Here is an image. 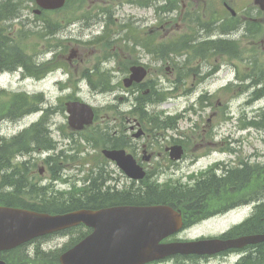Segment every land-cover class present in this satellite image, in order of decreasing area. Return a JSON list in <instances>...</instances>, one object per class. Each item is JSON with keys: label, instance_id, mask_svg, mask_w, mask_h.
Here are the masks:
<instances>
[{"label": "flooded vegetation", "instance_id": "af4514ba", "mask_svg": "<svg viewBox=\"0 0 264 264\" xmlns=\"http://www.w3.org/2000/svg\"><path fill=\"white\" fill-rule=\"evenodd\" d=\"M118 0L104 4L103 6L110 11H132L135 8H139L143 11H149L153 9V5L156 7L155 18L149 20V16L146 19H134L129 17L130 25L133 23L141 24L145 23L143 36L135 35V31L131 29L133 37L129 39L127 36L122 37L124 41L130 42L132 46V52L124 54L120 52L121 57H116L115 73L118 76L117 86L124 88L125 82L131 75V70L140 68L145 72L146 78L141 83H131L128 89L124 88V91L136 92V90L148 89L150 81L148 76L152 74L150 67H165L169 64L170 53L168 51L169 40L172 36L167 38L170 33L168 26L169 20V0ZM187 2L185 4L184 2ZM191 1L197 0H183L182 10L180 11V17L187 15L191 17L192 12L195 9L191 8ZM196 5H198L196 3ZM93 7V6H89ZM98 7V5H96ZM223 14L215 16L210 21L211 35L210 39L198 43L205 42L203 49H200L195 55L200 57L195 62L196 68L192 69L193 80L189 85L188 90L198 89L204 82L215 81L220 82L222 77H229L225 83H220L212 93H204L198 98V109L195 111L196 119L194 121V133L184 132L176 140L172 138L168 142H165L164 135L160 133H152L147 130L143 121H138L137 118L131 116V118L125 117V121L129 124V131L131 133V142H121V135L113 127L112 132H107L106 137L98 131L90 136L87 140L89 144L87 163L89 165L88 172L91 173L96 169L97 172V188L94 189V182H91V186L88 187L87 194L82 197V208L91 211H98L111 206H120V201L116 198H107L105 195L104 185L101 180L104 178L105 172L109 171L111 176H116V173L110 170H116V164L108 161L102 154L103 149L108 150H120L126 151L127 155H130L134 163L139 166L145 172V180L147 184L153 181L160 174L169 176L170 179L165 180L167 187L187 188L182 186L181 177L185 171L196 172L188 180L198 181L194 186L197 190L193 194L186 195L173 190H167L165 196L159 195L153 198L148 194L145 196H135L136 199H140L134 202L137 206H148V203L168 205L173 210L177 211L181 215V230L180 232L168 239L165 243L173 242H187L192 240H185L183 236L188 235L192 230L208 221L227 219L229 217H235L242 214L240 219L232 221L226 228L216 229L211 232L221 240L234 239L243 235L258 234L259 228L256 224L248 226L249 222L255 217H262L263 214H258V203L264 202V156L258 151H253L248 156L242 154V150L236 147L240 141V137L243 136V129L238 128V132L235 134L231 132L230 135H225V132H221L222 122H227L229 119L226 117L229 103L241 99H248L244 104L248 105L250 102L259 98L261 92L264 90V64L262 66L257 65L255 61L254 53L258 50L264 54V0H260L259 4H255L254 0H228L222 4ZM136 8V9H137ZM227 8H230L228 10ZM228 10V11H227ZM31 13L36 16H42V12H38L36 8L31 9ZM192 14V15H191ZM126 15L129 16L126 12ZM126 16V17H127ZM120 23L126 32L129 24L123 19L117 21ZM10 21L4 20L1 22L2 28L0 33L8 31V25ZM19 31L21 34V10L19 18ZM40 21L31 20L28 21L30 28L34 30H40ZM137 28L136 25H134ZM257 27V30L262 34V38L259 41L248 40L247 32ZM130 28V26H129ZM31 30V29H30ZM118 32V31H117ZM152 44L162 45L161 53L156 52L154 55L151 49L148 47L145 38L139 41V37L153 36ZM95 36L92 40L97 39ZM202 38V37H201ZM44 47V45H42ZM210 46V47H209ZM76 46L72 48L69 53L65 51H58L56 48L45 49L47 55L43 56L41 53L39 56L47 61L50 59H63L69 66H74V59L76 55ZM206 47V48H205ZM209 51H205V49ZM34 59V58H32ZM85 59V58H84ZM84 59L79 61L77 55V65L74 66L73 73L78 76L80 71L82 75L87 74V71L91 68L96 70L100 65L97 60V64H92L89 67H83L79 70V66L85 64ZM106 61L107 58L105 59ZM79 61V62H78ZM85 61H89L85 59ZM187 61V60H186ZM90 62V61H89ZM73 63V65H72ZM182 69H187L188 64L182 63ZM181 65V66H182ZM259 71L256 78L255 72ZM2 69H0L1 71ZM165 70V71H166ZM150 71L152 73H150ZM180 72V67H179ZM96 77L95 75H92ZM101 78V77H100ZM94 81L91 78L86 80L87 87H91L92 90H99L105 84V80ZM224 82V81H223ZM18 83L21 87V48L18 52ZM152 85V84H151ZM178 88L183 87L182 83L177 84ZM230 90L236 91L234 96H228L224 98V94ZM251 90V91H249ZM220 108V110H218ZM246 115L241 117L243 121ZM95 122L96 126L100 123L103 124L106 117H99V111L95 110ZM116 117L113 119L115 122ZM218 120V121H215ZM254 120V119H253ZM93 124V125H94ZM144 124V127L142 126ZM94 126V127H95ZM100 126V125H99ZM98 126V127H99ZM86 131H89L87 128ZM234 134V136H233ZM236 134H239L237 136ZM158 137L162 138V143H157ZM237 137V139H236ZM21 138V133H20ZM42 139V138H41ZM38 140V139H37ZM39 141V140H38ZM39 143L42 147H47L48 142L44 139ZM154 144H158L159 147H153ZM194 143V147L191 144ZM234 144L235 146L231 145ZM122 145L125 147L122 148ZM179 145V150H174L171 146ZM100 146L105 147L103 149ZM99 150H97V148ZM254 159V161H252ZM31 166H27L30 168ZM53 166L49 168H40L39 175L42 178L47 179L52 177L49 170H52ZM198 173V175H197ZM27 176H36L34 169H29ZM118 176H120L118 174ZM171 178L177 179L173 184H167L171 181ZM187 182V181H186ZM140 185L144 184L143 181L139 182ZM135 184V183H133ZM103 186V187H102ZM213 191L216 192L214 196ZM103 193V194H102ZM116 195V194H114ZM213 195V196H212ZM115 200L114 202L112 201ZM119 198L118 200H120ZM138 203V204H137ZM147 203V204H146ZM258 204V205H257ZM58 207L60 204L57 203ZM68 209L71 210L72 203L67 204ZM250 205V210H240V206ZM62 209L56 208L54 211ZM61 212V211H59ZM231 217V218H232ZM252 218V219H251ZM248 223V224H247ZM81 231H86L87 235L90 234V229L85 226L78 227ZM75 229V230H77ZM21 250V249H20ZM20 258L18 260L21 264V252H19ZM264 257V246L246 247L242 250H228L219 254L208 255H187V256H173L160 261H155L150 264H204L206 262L211 263L216 260L220 264H238L244 258L255 257L259 255ZM2 257V255H0ZM2 261V260H0ZM5 262V260H4ZM10 263V262H8ZM18 264V263H17Z\"/></svg>", "mask_w": 264, "mask_h": 264}, {"label": "rangeland", "instance_id": "374dc122", "mask_svg": "<svg viewBox=\"0 0 264 264\" xmlns=\"http://www.w3.org/2000/svg\"><path fill=\"white\" fill-rule=\"evenodd\" d=\"M4 0H0V3H3ZM115 1V3L118 2V0H111ZM182 1L183 0H169V7H170V12H169V20H170V25L168 28L170 29V33L167 35V38L169 36H172L176 39L180 36H189L188 41L191 42H199V41H204V40H209L210 35H211V30L212 28L209 25V22L207 21L208 17H211L214 15L215 11L220 10L222 12V2L228 0H204L205 3V18L201 17L200 19H197L195 21L186 23V19L184 17H180V8L182 6ZM103 0H81V1H69L68 5L56 12L52 13H46L43 15V17L39 18V21L41 23V26L45 27L47 31L42 32V30H34L33 28H30L28 25V21L31 20H38V16L35 14L33 15L30 12H27L26 6L23 5L21 2V5L25 9L22 11V16H21V34L19 31V23L18 21H13L9 23L8 25L4 26L6 28L8 26V31H3L2 35L0 33V38L8 39L11 40L15 45H18L19 48H21V59L23 62H25L26 66L29 68V70L33 73L34 69L31 64H28L27 62L30 61L32 58H36L38 55H40L43 50V46H57L56 49L58 51H65V53H69V51L72 50V48L79 46L76 48V55L73 57L74 61V66L77 65V55H78V60L81 61L84 58L88 59L89 61H85V64H82L79 66V70H82L83 67H89L92 64H97L95 62L96 60L98 62H101L104 60L106 54H112L115 55V57H121L120 52H123L124 54L126 53H131L132 52V46L130 43L127 41H124L122 37L127 36L129 39L133 37V33L131 31H135V35H142L143 36V31L146 28L145 23L141 24H135L133 23L130 25V19L131 17L134 19H146L149 16V20H153L155 18V12L153 9L149 11H143L141 9H136L132 11L125 10L128 14H131L129 16L126 15V12L124 11H108L109 13H113L114 19L117 21H122L123 19L129 24L130 28L125 32H117L119 30V25L114 26L113 24L108 26L107 32L105 31L106 24L110 23L108 22V19L105 15V11L103 12H98L95 8L96 5H99L100 7L107 9L103 6ZM164 4L166 5V1L164 0ZM3 4H0V7H2ZM93 6V7H89ZM21 7V6H20ZM30 7V4H29ZM178 10V11H177ZM127 16V17H126ZM152 16V17H151ZM200 22L203 23L204 25H208L209 28L204 30H199L198 35L195 33V23ZM58 25H60V28L58 32L51 36V30H54ZM137 28H135V26ZM23 26V27H22ZM128 26V27H129ZM1 20H0V29L2 28ZM31 29V30H30ZM1 32V31H0ZM107 33L112 37V44L105 45L104 39L99 38L96 41H93L92 38L97 36L101 37L102 34ZM247 39L248 40H255L259 41L260 38H262V34L257 30L256 26H253V28L250 30V32H247ZM25 35V36H24ZM44 35H47L43 37ZM153 36H148V37H142L138 38L139 41H142L143 38L146 39L148 47L151 49V52L160 46L157 44H152V38ZM202 37V38H201ZM45 41H48L47 43ZM81 43V44H80ZM108 48L110 49L109 51H105V49ZM37 50V51H36ZM181 50V49H180ZM26 56V60L24 58ZM255 57V61L257 65L262 66L264 64V54L260 52V50L256 51L253 55ZM50 58V57H49ZM122 58V57H121ZM190 60L188 62L189 67L187 69H182L180 70L181 74V83L182 87H176L173 88L171 84H168L167 81L171 80L172 83H175L176 81V76L179 72V67L181 68L184 63L182 59L172 57L169 59V64L167 65L169 67L168 70H166V65L165 67H150L152 69V72L150 71V74L148 76L152 78V80L159 82L156 84L161 86L166 93V97H169L167 100L161 102V103H154L152 107H150L148 110L150 112V116L146 115L142 119L152 121L155 123H168L172 124L175 121H179L177 123V129L169 132H163L160 133L161 135H164L165 137V142H168L170 138L173 140H176L179 135H181L184 132H191L194 133L196 129L194 128V121L196 119L195 113L193 111L189 110V106L193 105L195 107L194 109L196 110V102L198 100V96H202L204 93L208 92L209 94L212 93V91L220 85V83H225L229 77L225 78L222 77L220 82H215V81H210L208 80L207 82H204L201 86H199L198 89H194L191 91L189 94V97H186L184 94L185 89L189 88L190 83L193 80V73L194 71L192 70L196 68L195 62L201 59L200 57L196 55H190L188 57ZM203 60V59H201ZM78 61V62H79ZM116 59L109 63L107 66H102L101 72L104 71L105 69H112L113 67L117 66L115 63ZM73 65V63H72ZM182 65V66H181ZM74 66H68V70L70 72H73ZM166 70V71H165ZM259 71H262L261 69H257L255 72L256 78L258 76ZM82 72V71H81ZM100 77H103L104 79L107 77V75H100ZM59 78L66 79V77L61 76L60 74H53L47 79L41 83V84H36L32 81H26L24 88H21V91H25L26 93L29 94H39L42 93L44 95L45 100L47 101V106L51 105L50 107H46V109H49V114L46 115L51 123L53 124L52 130H53V138L57 141H63L64 143L70 142V140H66L69 138H65L67 136L66 134L69 132L67 129V121H66V114L64 112V103L67 102L68 99L65 98H71L74 94L71 91H62L60 89V86L58 85H53L54 81L58 80ZM98 78V79H99ZM98 79L94 81H99ZM15 78H11V76H1L0 77V85L4 86H9V85H14L15 84ZM224 81V82H223ZM118 82V76L116 75L114 80H112V84L115 85ZM154 87V86H153ZM81 90L78 94H76L77 97L82 99V101L86 104L91 105L92 107L99 109L101 111L99 114L100 117L107 115L109 113L110 115L112 114V111H102V107H106L108 105H116V106H121L120 110L122 113L129 111V108L132 107L134 103V93L132 95L127 94L124 90L121 88L116 89V93L114 95L123 97V95L128 98V101L126 103H118L114 99V95H101L99 93L95 92H90L89 87L81 85ZM149 89L153 90L152 87L148 89H141L138 94L136 95L139 96L144 91H149ZM251 91V90H249ZM195 92V93H194ZM157 93V92H156ZM236 91L230 90L229 92L225 93L223 96L224 98L228 96H234ZM156 99V97H153ZM248 101V99H241V97H238L237 100H234L233 102L229 103V108L227 109L226 117L229 119L227 122H221V132H225L226 136L230 135L231 132L234 134L238 132V128H244L243 131V136L240 137V141L236 147H239L242 150V154L246 157L249 154H251L253 151H258L262 156H264V100L257 101L255 102H250L248 105H245L244 102ZM253 103H255L253 105ZM7 105L8 102L3 98V95H0V117L6 116L8 114L7 110ZM34 105L29 104V109L32 108ZM26 109L25 104L21 102V111ZM198 109V108H197ZM220 110V108H218ZM161 114L162 117L157 118L156 115ZM243 115H246L241 121V117ZM178 116H182V119H177ZM40 115H29L27 117H24L21 119V121L18 122H7V124H2L1 126V135H3L5 138H10L18 133L24 132L26 129L29 128L30 124L38 120ZM168 117L169 119L166 120L165 118ZM254 119V123L258 124L256 127H250V123ZM218 121V120H215ZM145 124V127L147 128V123L143 122ZM144 124L142 125L144 127ZM57 125H60L57 128ZM103 125V124H102ZM113 126V122L109 123V127ZM122 126H125L124 130L121 128ZM121 127H118L119 133H124V131H129V124L125 123ZM97 129H99L96 126ZM122 130V131H121ZM148 130V128H147ZM58 133H57V132ZM149 131V130H148ZM177 131V132H176ZM233 134V136H234ZM239 136V134H236ZM37 137H44L43 134L37 133ZM127 141L131 142V133L127 132ZM157 143H162V138L158 137ZM63 139V140H62ZM237 139V137H236ZM76 144H72V148L68 147L67 145V152L66 156L71 157L72 150L71 149H88L89 145L86 144V140H79L75 139ZM41 141H39L40 143ZM126 142L124 140L122 143ZM156 141H153V147H159L158 144H154ZM233 146H235L233 144ZM125 147L122 145V148ZM191 147H194V143L191 144ZM60 148L57 149V151ZM70 149V150H68ZM56 152L52 151L50 154H54ZM48 154L45 155H39L35 154L34 156H31L29 160H25L26 162L33 163V165L37 166H42L41 163H43V159L48 158ZM83 159V157H80ZM21 158L20 160H22ZM18 160L16 162L21 163V161ZM69 159L67 158V162ZM254 161V159H252ZM24 162V161H23ZM72 160L70 163L71 164ZM67 164V165H68ZM15 165V164H14ZM69 171L68 173L71 175L72 172V167L68 165ZM187 173H183L181 179V184L182 186L188 188H195L194 186L198 181H190L188 178L192 177V175L196 174V172H191V171H185ZM118 171H116V174ZM74 174V170H73ZM198 175V173H197ZM124 179L122 176L120 177ZM38 177H36L34 180H37ZM170 179L169 176L165 175V177H161L158 180V185H154V187L148 188L147 192L149 196H152L153 198H156L155 196L162 195L165 196L167 194V190H175V187H167L166 186V181ZM172 182L177 181V179L171 178ZM187 181V182H186ZM119 185L122 189H125L126 185L119 181ZM154 183V182H153ZM34 184V183H32ZM46 185L45 183H42V186ZM145 187V186H143ZM157 188V189H156ZM197 189V188H196ZM155 191V195H154ZM181 191V190H180ZM177 190L176 192H180ZM214 196H216V192L213 191ZM33 194H30L26 198V201L28 202V205H31L29 201L32 200ZM213 196V195H212ZM24 203V202H23ZM232 217V216H231ZM229 217L227 219H221V220H211L208 221L192 230L191 233H189L186 236H183L185 240H194L197 238H207V237H216L213 235L211 232H213L216 229H222L226 228L232 221L235 219H240L242 217V214L237 215L236 217ZM81 231H75L72 234V238H77L79 236ZM68 239H64V237H59V238H54L49 241H46L43 243V249L45 250L46 253H55L57 250H60L64 243ZM26 258H28L26 256ZM204 264H220L217 259L212 261L211 263L206 262Z\"/></svg>", "mask_w": 264, "mask_h": 264}, {"label": "water", "instance_id": "95a60500", "mask_svg": "<svg viewBox=\"0 0 264 264\" xmlns=\"http://www.w3.org/2000/svg\"><path fill=\"white\" fill-rule=\"evenodd\" d=\"M43 9L61 8L65 0H35ZM69 125L80 130L89 124L92 111L79 103L67 104ZM112 159L122 152H109ZM131 178H141L129 163L121 165ZM179 216L168 207L117 208L97 214L80 211L62 216L0 207V252L11 250L32 239L56 233L80 223L93 233L60 258L61 264H141L157 258L183 253H215L264 242V235L243 237L226 243L217 241L184 245H160L159 242L178 228ZM186 247H189L186 249Z\"/></svg>", "mask_w": 264, "mask_h": 264}, {"label": "trees", "instance_id": "16d2710c", "mask_svg": "<svg viewBox=\"0 0 264 264\" xmlns=\"http://www.w3.org/2000/svg\"><path fill=\"white\" fill-rule=\"evenodd\" d=\"M11 51V50H10ZM17 59L15 57L14 54H10V53H4L3 56L0 58V66L5 64V66H7L8 68L10 67H14L16 65ZM155 94V93H154ZM158 95H155V97H157ZM22 97V96H21ZM13 100H15L14 102L16 103L18 100V96H14L12 97ZM163 97V95L161 94L159 97H157V99H161ZM22 100L24 103H28V98L23 96ZM160 101V100H159ZM27 108V105H26ZM28 109L24 110V113H26ZM23 113H17L15 118L19 117V115H21ZM37 131V130H36ZM34 138L35 135L32 133H29V136H21V140L20 137H16L13 138L11 140H0V174H1V180H0V206H7V207H15V208H28L34 211H39V212H48L44 209V203H41L40 206H36V205H26V203L21 202V199L18 198L17 192H20L21 190V182L23 177L21 176V169L20 167H12V163L14 162V159L17 158V155L19 154H29L30 151H33L34 149H30L31 146H33L34 143ZM77 154H79L80 152L77 151ZM76 156L77 155H72L71 159H73L74 161H76ZM65 159V158H64ZM58 162H63V157L62 155L58 156L57 158ZM51 162L49 161L48 164H50ZM23 165H27V164H23ZM3 182V183H1ZM5 187L6 188H10L11 190H13L12 193H9L7 195H5ZM97 186L95 185L94 189H96ZM31 192H37L35 190V188L33 187L31 189ZM87 192H85V190H73V193H71L70 195H72L75 198H79L80 200L75 199L74 202H81V197L86 195ZM63 199H61L62 201ZM51 202V201H50ZM73 202V204H74ZM78 203V204H79ZM77 206V204H74ZM75 209H78L75 208ZM73 209V210H75ZM68 211V209H63ZM258 213L263 214L262 217H255L254 219H252L248 226L251 224H256L257 227L259 228V232L260 233H264V205L259 206L258 207ZM264 246V245H263ZM36 257L38 259V261H40L41 263H46V264H57V255L55 254H41V253H37ZM37 262V261H36ZM243 262H245L246 264H264V257L262 258L259 255L255 256V257H248L246 258Z\"/></svg>", "mask_w": 264, "mask_h": 264}, {"label": "bare ground", "instance_id": "6f19581e", "mask_svg": "<svg viewBox=\"0 0 264 264\" xmlns=\"http://www.w3.org/2000/svg\"><path fill=\"white\" fill-rule=\"evenodd\" d=\"M9 40L7 39H4V38H0V58L3 56L4 54V51H8L9 50ZM12 51V50H11ZM44 138V137H43ZM23 182V181H22ZM21 182V184H22ZM21 187V186H20ZM23 190V188H21L20 190V193L21 191ZM103 194V193H102ZM105 195L107 196L108 198V194L105 193Z\"/></svg>", "mask_w": 264, "mask_h": 264}]
</instances>
